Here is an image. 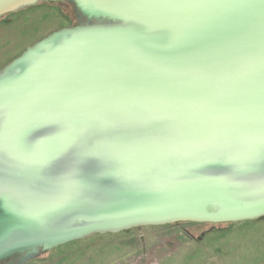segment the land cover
<instances>
[{"label": "water", "instance_id": "1", "mask_svg": "<svg viewBox=\"0 0 264 264\" xmlns=\"http://www.w3.org/2000/svg\"><path fill=\"white\" fill-rule=\"evenodd\" d=\"M73 6L0 69V264L95 236L264 219V0Z\"/></svg>", "mask_w": 264, "mask_h": 264}, {"label": "rangeland", "instance_id": "2", "mask_svg": "<svg viewBox=\"0 0 264 264\" xmlns=\"http://www.w3.org/2000/svg\"><path fill=\"white\" fill-rule=\"evenodd\" d=\"M73 13L71 7L39 5L0 21V69L53 31L70 26L66 17ZM166 229L147 227L95 236L30 264H264V219L218 227L203 242H185L171 255L154 252L171 239ZM143 248L148 255H142Z\"/></svg>", "mask_w": 264, "mask_h": 264}, {"label": "flooded vegetation", "instance_id": "3", "mask_svg": "<svg viewBox=\"0 0 264 264\" xmlns=\"http://www.w3.org/2000/svg\"><path fill=\"white\" fill-rule=\"evenodd\" d=\"M169 231L171 239L165 247H158L154 252L164 253L171 255L176 251V247L184 245L185 242L201 243L206 237L213 232L218 231V227L210 225H195V224H178L163 226ZM143 229V228H142ZM137 229V230H142ZM144 238H142L143 242ZM141 241V240H140ZM142 255H148V250L143 248Z\"/></svg>", "mask_w": 264, "mask_h": 264}, {"label": "trees", "instance_id": "4", "mask_svg": "<svg viewBox=\"0 0 264 264\" xmlns=\"http://www.w3.org/2000/svg\"><path fill=\"white\" fill-rule=\"evenodd\" d=\"M58 9H60V10H62L63 8H67V7H71L72 8V11L74 10L73 9V6H70V5H68V4H65V5H62V6H56ZM66 19H67V22L68 23H70V26H72V25H75L76 24V19H75V16H74V13H73V16H67L66 17ZM3 20H5V19H3ZM3 20H1V21H3ZM47 255H49V254H47ZM45 257V256H44ZM43 257V258H44ZM43 258H41V259H39V260H37V261H41V260H43Z\"/></svg>", "mask_w": 264, "mask_h": 264}]
</instances>
